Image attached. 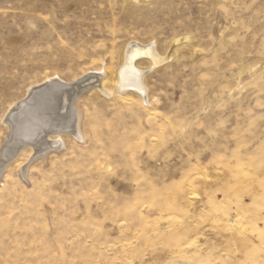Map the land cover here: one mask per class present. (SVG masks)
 <instances>
[{
  "label": "rangeland",
  "instance_id": "obj_1",
  "mask_svg": "<svg viewBox=\"0 0 264 264\" xmlns=\"http://www.w3.org/2000/svg\"><path fill=\"white\" fill-rule=\"evenodd\" d=\"M54 80L82 137L1 171L0 264H264V0H0V153Z\"/></svg>",
  "mask_w": 264,
  "mask_h": 264
},
{
  "label": "bare ground",
  "instance_id": "obj_2",
  "mask_svg": "<svg viewBox=\"0 0 264 264\" xmlns=\"http://www.w3.org/2000/svg\"><path fill=\"white\" fill-rule=\"evenodd\" d=\"M138 57L148 58L150 62L154 65L155 64L157 65L158 63V61L156 60V57L152 55L151 49L140 47V46H131L126 55V58L127 59L129 58V60L125 63L124 67L129 68L131 66V62H133ZM121 74L122 72L119 73V76H121ZM143 75H144V72H141L138 78L141 80V77H143ZM121 78L122 76L119 77L117 81H115L116 85H114V89L116 92H118V90L120 89V86L122 87L124 86V82L121 81ZM95 81L99 82L97 83L98 84L97 86L102 92L106 93L109 96L112 95L111 92L104 90L102 86V81L101 80L99 81V78H96ZM139 82L137 81V83H134L132 85L133 86L132 89L140 92V94L145 99L146 98L145 87L141 84V81ZM40 88H43V89H40ZM39 89L41 91H39ZM73 90L74 89H72L71 86L64 85L61 82L54 80L51 83L47 82V84L39 88L30 90L28 93V99H25L24 101L22 100V103H19L16 106V109L21 108V111H18V112L13 111L14 113H11L6 119L7 121L11 122L10 121L11 118L13 119L14 117H17V116L20 117L23 114L22 110L26 111V115L23 117L24 128L19 130L20 132L18 134L22 137L23 140L22 142H20L21 147L18 148L19 147L18 146L17 148H15L14 143L11 142L12 133L9 134L8 139L10 141V144L8 145L5 144V146L3 147L0 153V154L3 153L1 156L2 161H0V165L4 161L3 165L0 166V175H1V171L3 170L7 162L12 159L11 156H13L16 153L15 155L16 157L18 153L24 147H29L32 152H35L36 149L39 150L41 138L43 137H46L45 140L47 141L43 143L44 146L41 147V150H39V154H37L34 157H37L38 155L45 156L49 151H52L53 149L56 151L59 149H62L63 142L59 138L60 133L70 131L73 133V137L75 139L81 140L82 135H81V130H80V121H81L82 116H81V112L77 108V99L71 102L72 99H70V96H72L71 94ZM73 93H76V92H73ZM38 96H41L42 99L40 102H38V104H35V106H33L34 104L32 105L31 103H34V100L37 101L40 98ZM76 96L78 95L76 94ZM31 105L33 106V108ZM30 106L32 109H30ZM70 123H73L71 126L72 128H70ZM52 136H55V139H52L51 138ZM11 146H13V148ZM7 147H10V148H7ZM5 153L7 155H5ZM34 157H32L31 159H34ZM6 158L7 160H5Z\"/></svg>",
  "mask_w": 264,
  "mask_h": 264
},
{
  "label": "water",
  "instance_id": "obj_3",
  "mask_svg": "<svg viewBox=\"0 0 264 264\" xmlns=\"http://www.w3.org/2000/svg\"><path fill=\"white\" fill-rule=\"evenodd\" d=\"M60 85H61V84H60ZM46 86H47V85H46ZM43 88H44V87H43ZM43 88H40V89H43ZM40 89H39V91H41ZM20 147H21V144L19 145V147H18V148H20Z\"/></svg>",
  "mask_w": 264,
  "mask_h": 264
}]
</instances>
